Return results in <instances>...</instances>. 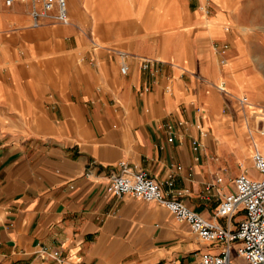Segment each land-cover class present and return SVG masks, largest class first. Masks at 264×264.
Returning <instances> with one entry per match:
<instances>
[{
	"label": "crops",
	"instance_id": "0c3cea01",
	"mask_svg": "<svg viewBox=\"0 0 264 264\" xmlns=\"http://www.w3.org/2000/svg\"><path fill=\"white\" fill-rule=\"evenodd\" d=\"M85 1L67 0L70 23L36 26L29 1L0 0V264H198L220 247L157 200L113 194L109 177L125 160L236 227L243 212L216 209L235 175L259 174L238 97L264 100V9L89 0L95 36Z\"/></svg>",
	"mask_w": 264,
	"mask_h": 264
},
{
	"label": "built area",
	"instance_id": "2783aa9c",
	"mask_svg": "<svg viewBox=\"0 0 264 264\" xmlns=\"http://www.w3.org/2000/svg\"><path fill=\"white\" fill-rule=\"evenodd\" d=\"M15 1H29L31 3V17L34 25H40L45 20L50 23L68 24L71 22L67 0H4L6 4ZM228 43L221 45L224 52ZM150 58H143L142 65L148 67ZM120 71L128 72V65L123 62ZM216 86L227 91L222 80ZM240 104L252 106L253 113L264 121V104H250L247 95L238 97ZM256 106V107H255ZM168 129L172 124L167 123ZM173 135L168 137L172 140ZM252 142L251 158L258 171L257 176L243 171L232 178L233 189L224 194L216 209L219 216L232 217L243 212V217L237 221L235 228L221 226L201 215L187 205L182 199L169 197L161 187V181L152 176L147 170L132 167L127 161L118 163V170L110 174L108 189L115 195L125 193L144 199H154L167 207L176 219L189 223L198 237L211 245L220 247L219 251H202L199 254L198 264H264V147H259L250 136ZM194 148L198 141L195 139ZM217 181L220 176H215ZM171 184L172 181L169 180ZM235 246L236 257L232 256Z\"/></svg>",
	"mask_w": 264,
	"mask_h": 264
},
{
	"label": "rangeland",
	"instance_id": "374dc122",
	"mask_svg": "<svg viewBox=\"0 0 264 264\" xmlns=\"http://www.w3.org/2000/svg\"><path fill=\"white\" fill-rule=\"evenodd\" d=\"M258 2H260V4L258 3V7L264 9V4H261V3H264V0H258ZM110 2L108 0H105L104 1V6L106 7V5H108ZM85 6H86V9H87V13L88 14H92L93 16V20H94V31H95V36H97V25H98V22H99V19H100V15L97 14V12L95 10H91V4H90V1L87 0L84 2ZM86 14V15H83L82 19H81V23H83L84 25L86 26H89L90 22H91V18L90 16ZM105 17V16H104ZM264 17V15H263ZM262 16H259V18H263ZM71 21H72V15H71ZM87 35L90 36V32L88 31L87 32ZM97 42V40H95ZM222 80H218L217 83H220ZM238 83H243V81L239 80ZM242 94H245L248 96L249 92L247 91H244L242 92L240 95ZM250 95V94H249ZM249 99H251L249 96H248ZM252 100V99H251ZM254 102L255 105H263L264 104V100H259V101H255V100H252ZM256 107V106H255ZM253 108H251L250 110L247 108L244 109V107L240 104L239 102V106H238V112L240 113L241 115V119L243 121H245V123H247V129L248 131L251 130V133L254 135V137H256V141L259 145V141H260V135L262 134L260 132V130H262V128L264 129V121L261 120V121H257V119H255L253 117V111H252ZM252 111V112H251ZM260 146V145H259ZM252 149V147H251ZM232 256L236 257V252H235V246L232 248Z\"/></svg>",
	"mask_w": 264,
	"mask_h": 264
},
{
	"label": "bare ground",
	"instance_id": "6f19581e",
	"mask_svg": "<svg viewBox=\"0 0 264 264\" xmlns=\"http://www.w3.org/2000/svg\"><path fill=\"white\" fill-rule=\"evenodd\" d=\"M240 96V95H239ZM249 101H250V99H249ZM251 102V101H250ZM250 104H254V103H250ZM251 107L252 106H250V105H246L245 107H244V109L246 108V110H247V108L250 110L251 109ZM253 111V110H252ZM251 111V112H252ZM253 117L255 118V119H257V121L259 122V120H260V116H258V115H255L254 113H253ZM251 131V130H250ZM260 132L262 133V135L264 134V129L262 128V130H260ZM250 133V136L254 139V141L257 143V141H256V137H254V135L251 133V132H249ZM257 145H258V143H257ZM259 146V145H258ZM251 147H252V142H251ZM259 147H261V146H259Z\"/></svg>",
	"mask_w": 264,
	"mask_h": 264
}]
</instances>
